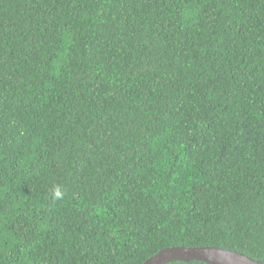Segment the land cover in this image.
I'll use <instances>...</instances> for the list:
<instances>
[{
	"label": "trees",
	"instance_id": "trees-1",
	"mask_svg": "<svg viewBox=\"0 0 264 264\" xmlns=\"http://www.w3.org/2000/svg\"><path fill=\"white\" fill-rule=\"evenodd\" d=\"M176 247L264 263V0H0V264Z\"/></svg>",
	"mask_w": 264,
	"mask_h": 264
},
{
	"label": "water",
	"instance_id": "water-1",
	"mask_svg": "<svg viewBox=\"0 0 264 264\" xmlns=\"http://www.w3.org/2000/svg\"><path fill=\"white\" fill-rule=\"evenodd\" d=\"M202 261L208 264H264L244 254L216 247L166 249L150 258L145 264Z\"/></svg>",
	"mask_w": 264,
	"mask_h": 264
},
{
	"label": "clouds",
	"instance_id": "clouds-1",
	"mask_svg": "<svg viewBox=\"0 0 264 264\" xmlns=\"http://www.w3.org/2000/svg\"><path fill=\"white\" fill-rule=\"evenodd\" d=\"M53 192H54V197L55 198H62L63 193H62L61 187L59 185H54L53 186Z\"/></svg>",
	"mask_w": 264,
	"mask_h": 264
}]
</instances>
